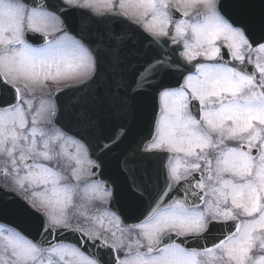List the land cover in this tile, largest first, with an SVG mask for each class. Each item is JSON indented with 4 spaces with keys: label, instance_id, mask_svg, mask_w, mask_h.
Instances as JSON below:
<instances>
[{
    "label": "snow or ice",
    "instance_id": "6c2138e0",
    "mask_svg": "<svg viewBox=\"0 0 264 264\" xmlns=\"http://www.w3.org/2000/svg\"><path fill=\"white\" fill-rule=\"evenodd\" d=\"M130 33L151 55L121 94L105 65ZM133 94L154 106L141 154L163 182L124 161L147 197L129 221L104 159L126 131L94 144L89 107L127 113ZM0 161V264H264V5L0 0Z\"/></svg>",
    "mask_w": 264,
    "mask_h": 264
},
{
    "label": "water",
    "instance_id": "95a60500",
    "mask_svg": "<svg viewBox=\"0 0 264 264\" xmlns=\"http://www.w3.org/2000/svg\"><path fill=\"white\" fill-rule=\"evenodd\" d=\"M224 3L229 5V11L235 12L242 18H247L248 16H258L261 11V6L264 5V0H223ZM237 3H248L253 5L252 8L240 9L232 8L231 6ZM103 22L99 25H93L92 36H95L96 29L99 28L101 31L104 30L105 24ZM109 27L111 25H108ZM130 35V40L121 46V57L123 63L119 68L115 70L109 68L105 65V69L109 74L113 72L115 75L113 78H123L124 87L121 89V94H127L129 89L134 88V75L133 72L129 70V66L136 64L139 66L144 59L151 55V52L146 47L143 40L136 35ZM170 47V45H169ZM71 97L69 95L57 94L54 97L56 101L57 110L61 109L63 106L69 104ZM90 114L94 117L95 112L101 114V118H104L111 124V130L109 131L112 138L116 137V134L124 129L126 135L120 136L118 141H123L127 143V147L120 149L116 154L104 157L107 163L106 174L111 178L112 181L118 183V188L120 190L127 189V183L124 175L122 174V165L126 159L132 162L133 155H135V160L139 165L138 172L144 170V166L147 162L155 159H145L141 154V149L146 143V140L150 138V133L152 132V122L154 118V106L150 101H147L143 96H136L133 94L130 97V111L125 113L117 109H114L109 103H104L102 105L90 106ZM63 119V117H62ZM80 131L79 129H73V133ZM107 131L102 132L106 134ZM70 133V134H73ZM99 135L101 138L103 135L101 132H97L94 127L91 128L89 136L95 144L99 140ZM95 159V157H93ZM114 166V167H113ZM162 177H160V183H162ZM117 187V184L115 185ZM147 201H143L142 205L146 207ZM132 219L129 218V221ZM24 227L28 229L33 235H35L36 229L34 225L25 223Z\"/></svg>",
    "mask_w": 264,
    "mask_h": 264
},
{
    "label": "flooded vegetation",
    "instance_id": "af4514ba",
    "mask_svg": "<svg viewBox=\"0 0 264 264\" xmlns=\"http://www.w3.org/2000/svg\"><path fill=\"white\" fill-rule=\"evenodd\" d=\"M51 103L54 105L53 100H52V96L49 97ZM97 107V105H96ZM101 114L98 112H95V125L94 128L96 129L97 132H101V134L103 135V137L101 138V136L99 135V142L100 143H109L110 139L112 138L111 134H110V130H111V124L110 122H108L107 120H105L104 118H101ZM106 132V134L102 133V132ZM127 147V143L123 142V141H118V143L116 145L113 146L112 151L108 152V154H110V156L116 154L120 149L126 148ZM136 157V156H135ZM158 164V162H154L152 164H148L146 163L144 166V170L143 171H147V173H149V171L151 172H155L159 169V166L156 165ZM3 167V163L2 161H0V168ZM8 177H5L4 175L0 174V186H5L6 182L8 181ZM122 196H126V197H131L133 194L128 192V191H124L121 193ZM130 201L133 202V199L131 198ZM139 201V200H137ZM127 204V201L125 200V205ZM123 209H125V207H122ZM75 211V210H74ZM89 211H91V209H89Z\"/></svg>",
    "mask_w": 264,
    "mask_h": 264
},
{
    "label": "rangeland",
    "instance_id": "374dc122",
    "mask_svg": "<svg viewBox=\"0 0 264 264\" xmlns=\"http://www.w3.org/2000/svg\"><path fill=\"white\" fill-rule=\"evenodd\" d=\"M61 86H63V85H61ZM70 151H71V149H69ZM68 173H66V175H67Z\"/></svg>",
    "mask_w": 264,
    "mask_h": 264
}]
</instances>
